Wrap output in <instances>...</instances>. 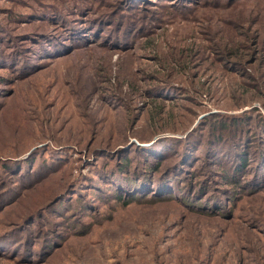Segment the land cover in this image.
<instances>
[{"label": "rangeland", "instance_id": "374dc122", "mask_svg": "<svg viewBox=\"0 0 264 264\" xmlns=\"http://www.w3.org/2000/svg\"><path fill=\"white\" fill-rule=\"evenodd\" d=\"M125 159L163 193L117 197ZM3 241L0 264H264V0H0Z\"/></svg>", "mask_w": 264, "mask_h": 264}, {"label": "trees", "instance_id": "16d2710c", "mask_svg": "<svg viewBox=\"0 0 264 264\" xmlns=\"http://www.w3.org/2000/svg\"><path fill=\"white\" fill-rule=\"evenodd\" d=\"M46 13H49V14H51L52 16H59V18H57L56 20L58 21H61V18H63L64 17V14L62 13V12H60L59 13V15H55V13L56 12H54V11H45ZM116 14H114L113 13V16H115ZM122 15V14H121ZM123 16V15H122ZM124 16H125V14H124ZM107 18H109V17H107ZM119 18V15L117 14L116 15V20ZM47 20H49L50 21V18L49 19H47ZM99 20L100 19H98V22H99ZM118 21H123V20H121V19H119ZM62 23H64L63 21H61ZM110 22V24H112V26L113 25H115V19H112L111 18V21H109ZM67 22H65V24H66ZM123 27V26H122ZM54 30H56L55 32H53V30L52 29H49L47 32L48 33H51V34H48V35H51V37H50V39L52 38V36H54V35H52V34H54V33H57L58 31H60L62 28H57V26H53L52 27ZM109 31H111V30H109ZM127 32L129 33V31L126 29L125 30V33L127 34ZM82 36H84V37H86V36H88L87 35V33H85L84 35H82ZM112 36H113V34H112ZM124 37V35H123V32L121 33V31H120V34H119V31L117 32V34H116V37H109V39H108V41H110V42H117V41H119V38H121V37ZM45 38V37H44ZM50 39H49V41H50ZM18 51H23V50H21V49H19ZM66 53V52H65ZM28 56H30V53H28L27 54ZM26 55V56H27ZM32 58H30L29 59V61L32 63V60H31ZM30 62H28V64L30 63ZM22 63V62H21ZM27 64V65H28ZM141 150H143V148H141ZM140 150V151H141ZM163 154V153H162ZM164 155V154H163ZM163 155H161L160 154V157H162ZM243 163H245L244 162V160H242V164ZM120 164L122 165L120 168H119V171H118V173L116 172V174H118L117 175V180H118V182L116 183L117 185H116V188L115 189H117L118 191H117V193H118V195H117V197H119V196H121V198H122V196H124V195H122V193L123 194H126L127 196H128V198L129 197H132L133 195H137V194H139L140 195V192H142L141 190H143V189H146V187H150L151 188V190H149V191H152L154 194H162L163 192H162V189H159V188H157V184L156 185H154V184H151V186H146V182H145V179L144 178H141L140 180L139 179H137V180H133V181H131L130 179H128L127 178V175H124V169H123V166H126L127 164H128V160L127 159H125L124 161H120ZM158 165H159V162H158ZM170 166L171 165H169L167 168H170ZM152 168H156L157 167V164H155V165H153V166H151ZM159 171V172H158ZM160 171H162V169L160 170L158 167L155 169V174H153L152 173V177H158V176H160ZM158 172V173H157ZM131 186V187H130ZM82 193H83V191H79V193H78V195L80 194V195H82ZM138 195V196H139ZM155 196H157V197H159V196H161V195H155ZM137 197V196H136ZM74 198H76V197H74ZM58 199H61L62 201H66V198H64V196H62V197H58ZM73 201H75V199H72ZM74 212H75V210H74ZM76 213V212H75ZM9 247H8V245L3 241L2 243H0V251H3V252H10L9 250Z\"/></svg>", "mask_w": 264, "mask_h": 264}]
</instances>
